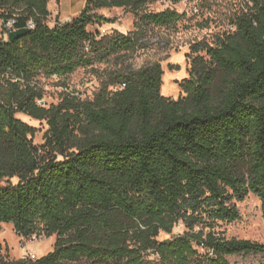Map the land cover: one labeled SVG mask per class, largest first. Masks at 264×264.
<instances>
[{
  "label": "trees",
  "instance_id": "16d2710c",
  "mask_svg": "<svg viewBox=\"0 0 264 264\" xmlns=\"http://www.w3.org/2000/svg\"><path fill=\"white\" fill-rule=\"evenodd\" d=\"M154 1L86 0L79 15L51 26L50 0H0V19L17 28L36 22L0 41V223L23 236H57L37 259H10L0 241V264H232L240 255L264 264V243L216 229L240 219L237 203L250 193L264 216V0H248L214 46H194L208 58H192L177 99L162 94L157 62L105 70L93 99L69 93L38 103L40 75L120 59L146 47L145 26L183 18L172 8L149 11ZM101 8L132 12L137 30L89 31L112 22L94 12ZM19 113L47 122L41 145ZM180 223L184 232L159 238Z\"/></svg>",
  "mask_w": 264,
  "mask_h": 264
},
{
  "label": "rangeland",
  "instance_id": "374dc122",
  "mask_svg": "<svg viewBox=\"0 0 264 264\" xmlns=\"http://www.w3.org/2000/svg\"><path fill=\"white\" fill-rule=\"evenodd\" d=\"M247 0H183L172 3L167 0H156L149 4V11H162L167 8L176 9L183 13V18L173 26L144 27L142 42L145 48L131 52L120 59L112 58L108 62L96 63L92 67L79 68L74 73L59 78L42 74L38 77L40 86L44 90L41 104L46 107L58 104L65 94H74L82 99H93L95 93L108 80L105 70L120 68L121 66L138 70L152 63H160L164 75L162 79V94L174 99L185 95L183 83L190 78L192 58L205 56V51L195 53L194 46L215 45L218 38L234 30L231 23ZM86 0H50V16L48 24L70 20L79 15L84 9ZM97 15L106 17L112 22H99L88 26L91 32L102 35L114 31L131 34L137 30L139 17L125 8H101L94 11ZM2 29L0 25V30ZM118 86H111L117 88ZM22 120L37 128L34 135L35 144L44 142V135L48 129L45 120H36L24 114L17 115ZM241 217L234 222H220L217 230L225 231L228 237L250 239L264 243V216L261 200L250 193L247 198L237 203ZM186 230L183 223L178 224L172 234L162 232L160 239L177 235ZM57 236H23L16 232L13 224L0 223V241L3 253L10 259H20L30 256L34 259L47 255L53 250ZM232 264H261V256L240 255L229 257Z\"/></svg>",
  "mask_w": 264,
  "mask_h": 264
},
{
  "label": "built area",
  "instance_id": "2783aa9c",
  "mask_svg": "<svg viewBox=\"0 0 264 264\" xmlns=\"http://www.w3.org/2000/svg\"><path fill=\"white\" fill-rule=\"evenodd\" d=\"M0 25L2 27V29L0 30V41H8L9 36H10V32L19 29V28L15 27V20L14 19H10V20L6 21L5 19L1 18L0 19ZM26 27H28L32 30L36 27V22L33 19L29 20ZM122 87H124V84ZM38 103L41 104V99L38 100ZM34 258H35V256H33V259Z\"/></svg>",
  "mask_w": 264,
  "mask_h": 264
},
{
  "label": "water",
  "instance_id": "95a60500",
  "mask_svg": "<svg viewBox=\"0 0 264 264\" xmlns=\"http://www.w3.org/2000/svg\"><path fill=\"white\" fill-rule=\"evenodd\" d=\"M31 32V29L28 27L19 28L17 30L11 31L9 39L10 41H15L16 39L20 38L21 36H24Z\"/></svg>",
  "mask_w": 264,
  "mask_h": 264
},
{
  "label": "crops",
  "instance_id": "0c3cea01",
  "mask_svg": "<svg viewBox=\"0 0 264 264\" xmlns=\"http://www.w3.org/2000/svg\"><path fill=\"white\" fill-rule=\"evenodd\" d=\"M80 13H81V11H80ZM80 13H79V14H80ZM4 224H6V223H4Z\"/></svg>",
  "mask_w": 264,
  "mask_h": 264
}]
</instances>
